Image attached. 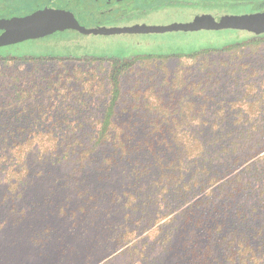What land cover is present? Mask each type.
<instances>
[{
  "label": "rangeland",
  "instance_id": "1",
  "mask_svg": "<svg viewBox=\"0 0 264 264\" xmlns=\"http://www.w3.org/2000/svg\"><path fill=\"white\" fill-rule=\"evenodd\" d=\"M214 9L208 4L163 5L143 19L100 21L93 26H86L89 21L79 16L53 19L49 23L60 29L58 33L0 50V101L5 104L0 112L13 115L19 111L25 116L16 121L0 117V166L11 159L16 169L27 168L16 189L6 183L5 171L0 170V264H142L145 255L151 257L147 247L154 238L150 231L154 227L137 236L119 237L118 231L132 228L137 215L142 216L138 228L150 224L157 204H147L145 197L158 193L157 199L162 197L159 189L171 168L165 157L158 159L161 154H137L131 163L140 176H134L129 166H121L116 133H178L192 116L228 114L237 120L258 114L259 142L264 145V35H254L264 32V27L259 32L232 30L234 26L218 17V12L212 16ZM208 25L216 28V37L245 42L237 48L214 50V43L206 37L209 33L198 29ZM166 26L195 31L185 32L189 41L169 44L172 39L177 43L178 37L171 38L168 31L160 33ZM258 38L262 40L254 41ZM142 42H163L169 51L197 56H144L142 50L150 48L141 47ZM17 52L42 55L23 58ZM131 56L136 57L132 60ZM34 84L54 86V90L40 92L34 100L29 95L34 91L21 92ZM113 87L119 88L115 124L109 130L114 146L95 147V131ZM195 122L191 129L198 128ZM221 126L239 129L243 125L223 121ZM24 129L37 135L22 141L23 137L3 135L5 130L22 134ZM40 129L43 135L38 134ZM11 145L31 150L24 161L16 155L4 157L3 149ZM44 148L57 155L37 150ZM259 159V200L264 210V148ZM158 169L163 178L156 179ZM138 189L143 198L137 204L140 215L132 209ZM183 207L170 211L155 225ZM130 210L136 214L130 222H123L124 213ZM136 240L146 241L144 249H134Z\"/></svg>",
  "mask_w": 264,
  "mask_h": 264
},
{
  "label": "trees",
  "instance_id": "2",
  "mask_svg": "<svg viewBox=\"0 0 264 264\" xmlns=\"http://www.w3.org/2000/svg\"><path fill=\"white\" fill-rule=\"evenodd\" d=\"M171 28L172 26H166L159 29L162 34L168 31L171 38L178 37L177 43L172 39L169 44H182L186 40H190L189 35L182 32L183 30H178L177 26H175V30H171ZM219 29L223 31L226 27H219ZM208 30L209 40L215 46H212L214 50L237 48L245 42L243 39L237 42L238 38L230 37L224 40L216 37V28L213 26ZM179 38L182 39L179 40ZM262 38L254 41H260ZM140 46L150 48L149 51L142 50V55L148 57L197 56L195 52L169 51L166 49L167 44L163 42H142ZM134 57L136 56H131L130 59L133 60ZM123 63L125 62L123 61ZM42 85H29L25 89H21V92L25 94L34 91L29 95L36 100L40 92L48 94L54 90V86ZM113 89L111 96L104 101V111L99 118L100 125L95 131V144L93 145L95 147L104 145L103 143H108L107 146H114L110 140L111 132L109 130L115 124L119 88L113 87ZM10 101L13 100L8 99V102ZM258 104V101L253 102L256 107ZM4 106L3 101H0V109ZM199 106L202 105L199 104ZM19 115V111L13 115L0 112L1 118L9 116L15 118L13 121L25 119L24 115ZM210 116L197 115L195 118L192 116L190 120H186L185 129L178 133L134 131L116 133L115 135L121 143V146L118 147L120 160H122L121 166H129L130 173L134 176H140V171H137L134 166L135 163H131L137 154L139 156L149 152L156 155L161 154L158 159L166 158L167 167L171 168V174L167 176L166 181L162 180L163 185L159 189L160 193L163 191L162 197L157 199L159 193L152 198L145 197L147 204L151 206L157 204L155 210L151 212V215L155 216L150 224L138 228L139 222L137 221L142 216L137 215L134 220L136 222H132L134 223L132 228L124 230L128 228L126 227L118 231L119 237L120 234L126 235L127 233L137 236V233L154 227L150 230L153 232L154 238L147 247L150 252L147 254L151 257L145 255L142 264L149 262L150 264H264V210L261 208L259 200V151L264 148V145L259 142V115L239 116L237 120L233 115L228 114ZM39 119L43 121L42 117ZM194 120L197 121L195 123L198 128L191 129L190 125ZM223 121L224 123L241 121L243 126L239 129H225L221 126ZM204 125L207 127L203 128ZM5 131L3 135L9 136L10 139L13 136L23 137L19 139L20 141L31 140L37 135L32 130L26 131L25 129L22 134ZM43 132L40 129L38 134L43 135ZM124 139H127L128 142H124ZM130 139H133L134 143L129 144ZM144 143L149 146L143 145ZM3 150L5 151L4 157L12 158L16 155L18 158L22 157L24 161L31 148L27 146L15 148L11 145ZM37 150L52 155V151H48L47 148ZM54 155L57 153H53L52 156ZM10 162L11 159H7L0 166V170L5 171L6 183L9 182V186L16 189L21 175H26L27 168L22 165V168L16 169L15 164ZM158 170L160 173L157 174L156 179L160 176L163 178L164 173L161 172V169ZM174 170L177 171V174H174ZM136 173L138 174L136 175ZM135 193H137L134 195L136 202L132 209L140 215L142 209L139 208L140 213H138L137 204L139 201L143 203V198L139 189ZM182 205H184L183 209L178 211L175 216L173 214L163 223L155 225L170 211ZM160 208L167 210L160 213L158 212ZM136 213L131 210L125 212L122 221L130 222V216H134ZM133 245L135 250L136 248L142 250L146 246V241H137ZM155 247L157 248L155 249Z\"/></svg>",
  "mask_w": 264,
  "mask_h": 264
},
{
  "label": "flooded vegetation",
  "instance_id": "3",
  "mask_svg": "<svg viewBox=\"0 0 264 264\" xmlns=\"http://www.w3.org/2000/svg\"><path fill=\"white\" fill-rule=\"evenodd\" d=\"M198 4L214 7L212 16L215 17L218 12V17H223L234 26L232 30L249 28L259 32L264 27V0H0V50L58 33L60 29L53 28L49 23L53 19L68 20L79 16L89 21L86 26H93L100 21L143 19L154 8L163 5L188 7ZM217 4L220 8L216 7ZM210 27L198 29L206 33ZM192 31L195 29L182 32ZM254 35H264V32H255ZM15 36L26 38L11 41ZM209 36L210 33L206 36L208 40ZM17 55L40 58L42 54L17 52Z\"/></svg>",
  "mask_w": 264,
  "mask_h": 264
},
{
  "label": "water",
  "instance_id": "4",
  "mask_svg": "<svg viewBox=\"0 0 264 264\" xmlns=\"http://www.w3.org/2000/svg\"><path fill=\"white\" fill-rule=\"evenodd\" d=\"M26 37H14V38H11V41H18V40H21V39H25Z\"/></svg>",
  "mask_w": 264,
  "mask_h": 264
}]
</instances>
